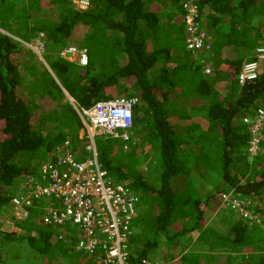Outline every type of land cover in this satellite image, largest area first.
Masks as SVG:
<instances>
[{
    "label": "trees",
    "instance_id": "obj_1",
    "mask_svg": "<svg viewBox=\"0 0 264 264\" xmlns=\"http://www.w3.org/2000/svg\"><path fill=\"white\" fill-rule=\"evenodd\" d=\"M198 6L201 26L213 36L206 52L187 46L181 0H89L87 8L72 0H0L6 31L0 30V212L11 202L9 192L43 161L39 152L54 160L66 139L73 155L81 152L84 123L66 93L81 109L137 96L127 146L145 152L132 178L140 197L136 222L146 238L143 244L131 235L130 264L144 258L158 264L151 254L156 245L176 242L180 250L189 236L191 248L225 252L210 254L208 262L187 254L176 264H264V250H256L264 246V146L250 157L251 134L242 121L264 108V59L255 56L264 41V0H199ZM27 23L43 32L39 37L51 70L15 37L13 31ZM119 34L123 38H116ZM71 45L86 49L85 65L62 56L61 49ZM252 60H258V76L240 84L239 73ZM106 61L115 65L111 72L104 69ZM25 66L29 75H23ZM138 139H145L142 147ZM112 147L105 167L116 172L113 180H126L130 166L121 169L124 157H116ZM145 159L156 163L151 185L145 182L150 171L141 168ZM207 169L229 190L202 193L197 178ZM227 192L251 199L259 219L223 204ZM38 204L18 223L23 233H0V250L5 243L26 241L44 264L84 253L74 246L76 228L43 225ZM61 234L66 241L54 240ZM82 255L87 264L98 263L97 257Z\"/></svg>",
    "mask_w": 264,
    "mask_h": 264
},
{
    "label": "built area",
    "instance_id": "obj_2",
    "mask_svg": "<svg viewBox=\"0 0 264 264\" xmlns=\"http://www.w3.org/2000/svg\"><path fill=\"white\" fill-rule=\"evenodd\" d=\"M181 2L183 21L190 32L187 46L206 52L213 36L199 21V0ZM41 43L44 45L43 41ZM78 51L71 46L61 50L62 56L66 58L68 55H76ZM79 54V63L85 65L88 61L87 52ZM255 56L258 60L264 59V41L257 47ZM68 59L73 60L71 57ZM258 60L245 62L238 76L240 84L258 76ZM137 103L136 96H120L98 101L87 109H81L76 104L75 109L82 118L86 137L90 140L87 148L93 151L94 156L80 160L73 155L70 140L66 139L59 144L55 159L43 163L39 173L27 174L16 193L11 195L14 210L12 216L18 220L30 218V208L38 201L43 225L62 224L76 228L77 251L97 257V264H130L129 241L134 231L133 223L137 217L140 197L128 182L114 181L101 168L95 136L98 133H109L121 139L124 149H128L127 145L134 134V109ZM242 121L248 125L251 134L249 155L253 158L264 146V108L257 109L252 115L243 116ZM222 199L223 204L240 214L259 219V215L252 212L251 199L232 192L224 193ZM60 239L66 241L67 238L62 234L54 237V240ZM141 264L153 262L144 258Z\"/></svg>",
    "mask_w": 264,
    "mask_h": 264
},
{
    "label": "rangeland",
    "instance_id": "obj_3",
    "mask_svg": "<svg viewBox=\"0 0 264 264\" xmlns=\"http://www.w3.org/2000/svg\"><path fill=\"white\" fill-rule=\"evenodd\" d=\"M72 1H73L74 5L82 7V8H87L89 5V4L87 5V0H72ZM2 16L3 15H1V17H0V30L3 29L2 31L6 32L4 28H1L2 27V19L1 18H3ZM19 16H21V14H19ZM23 25H24V28H22V29H18L19 26L14 27L15 29H18V30L13 31V33H15V37L25 46L26 49L29 48V55L32 59L34 58L33 59L34 61L40 60L41 62H43L45 64V66L49 70H51V68H50V66L46 60V57H45V53L47 51H46L44 45L41 43L42 42L41 38H39L42 31L37 32L35 29V26H33L31 23H27V24H23ZM116 38H123V37L121 34H119V35H117ZM110 41L113 42L114 38L113 37L110 38ZM71 47H75L76 49H78L79 53L87 52L85 48H78L77 45L76 46L71 45ZM64 48H62L61 50H63ZM78 52L76 53V55H68L67 58L71 57V59H73L72 61L79 62L80 61V59H79L80 54ZM50 53L51 52H49V54ZM61 54H62V52H61ZM35 56H36V58H35ZM24 68H26V69L23 70V72H24L23 75H29V72L27 70L28 68L26 66ZM114 68H115V65L111 61H106L104 63V69L106 70V72H111ZM120 91H121V89H118V92H120ZM86 136H87V133H86L85 129L82 128L80 130V137L82 139L81 144H80V146H82L81 152H80V150H76V151H79V153L77 155L78 159H79V157H81V158H85V160H86V159L94 156L93 151L91 149L87 148V145H88L90 140ZM132 139H133V136H132ZM144 143H145V139H138V145H140L142 147ZM129 144H130V142L128 143V145ZM95 145H96V152H97L99 164H100L101 168L105 169V170H107V169L105 167L104 161L109 158V152L107 150V147L110 146L111 150L113 151L112 145H116V149L118 152L116 154L117 155L116 157H122V158L124 157V160H121V162L119 163L121 166V169L130 170L129 174L131 175L126 180H124V179H121V180H124V181L130 183V187L132 188V190L134 192H136V190H138V184L133 183L132 172L135 173L136 172V166H140L139 164L137 165V162L145 154L144 149L132 147L133 150H132V148L126 150V149H124V142L119 138L113 137L109 133H103V134L98 133L95 136ZM36 156H37V158L43 159L41 164L38 165L34 170L35 173H39V171H41V169H40L41 165L43 163H45L48 159L44 158V155L41 152H39ZM41 159H39V160H41ZM110 161L113 164V166H116L117 163L114 159H110ZM142 162H143L142 167H141L142 170L150 171V173H148V175L146 176L145 182L151 185L155 180L154 168L156 166V163H154L148 159H145ZM123 165L124 166L128 165V166H130V168L125 167V169H124ZM107 172H108V175L111 177L114 174L116 175V172H113V174L111 172H109L108 170H107ZM156 177L158 179L160 178V176H158V175ZM115 180H118V179H115ZM197 182H198V186L200 187V191L202 193L209 191V190H213V191L214 190H221L223 188H226L227 190H229V188H230L229 186H227L225 184L224 180L219 176V174H215L209 169L204 170L203 178L202 177H199V179L197 178ZM19 186L20 185H18V187ZM15 193H16L15 191H11V192H9V195H12ZM233 194H235V193H233ZM12 214H14V210H13V205L10 202L9 204L5 205L0 212V232L5 231L6 228L8 229L9 227H13V225L15 227L16 226L18 227V223L20 222V220L17 221L16 219H14ZM40 216H41V213L38 215V217H40ZM135 222H136V218H135L134 223H133V224H135L133 235H132L133 240L138 239V240L143 241L146 237L144 235H140L141 230L138 227V222H136V223ZM139 222H141V221H139ZM21 233H23V232L20 231V234ZM188 240H189V242L193 243L194 238L192 236H189ZM21 242L24 243V247L21 250L23 253L15 251L20 256L21 261L24 264H42L44 261V258L41 256V254H39L33 248H30L27 245V242H25V241H21ZM74 246H75V244H74ZM190 249H191L190 250L191 252L188 254L190 260H193L196 258L195 254H201V256L203 258H205L204 256H207V255L209 256L210 253H208V252H210V251L216 252L218 254L221 252H223V253L225 252V251H219L220 249H218V248L211 249L209 247H205V248H201V249L199 247H197V248L193 247ZM256 250L257 251L264 250V246L259 248V250L258 249H256ZM232 255L234 256V258L236 257L235 253H232ZM208 256L205 259H208Z\"/></svg>",
    "mask_w": 264,
    "mask_h": 264
},
{
    "label": "crops",
    "instance_id": "obj_4",
    "mask_svg": "<svg viewBox=\"0 0 264 264\" xmlns=\"http://www.w3.org/2000/svg\"><path fill=\"white\" fill-rule=\"evenodd\" d=\"M20 231L24 232L23 230H21L19 228V226L15 227L13 225V227H9L8 229L6 228V230L3 232H16L17 234H20ZM142 243L145 244V240ZM182 244H183L182 248L180 250H178L176 248L177 247L176 242H173V243H171V245L168 246L167 242L162 241L160 244L156 245L155 249L152 250L151 254H152V256H155L157 258V261L160 262L158 264H176L175 263L176 260H180L181 258H183L184 256H186L187 254H189L191 252L190 251L191 250L190 248L192 246L191 242L182 243ZM27 245L30 247L29 244H27ZM23 247H24V243H22L21 241H17V240L5 243V245L2 247V250H0L2 255H3V262H1V264H24L21 261L20 256L15 252V251H17V252L23 253L21 251L23 249ZM173 248L175 249L174 251H172ZM194 248H197V247H194ZM208 253L218 254V253L213 252V251H210ZM82 254H84V253H82ZM82 254L76 255L74 257H70L69 258L70 260H68L65 263L61 262L60 264H87L86 256L82 255ZM195 255H197V257L201 256V254H195ZM207 256H204V257L207 258ZM208 259H209V256H208ZM208 259H206L207 262L209 261ZM157 261H154V262L157 263ZM42 264H44V261ZM195 264H198V262Z\"/></svg>",
    "mask_w": 264,
    "mask_h": 264
},
{
    "label": "water",
    "instance_id": "obj_5",
    "mask_svg": "<svg viewBox=\"0 0 264 264\" xmlns=\"http://www.w3.org/2000/svg\"><path fill=\"white\" fill-rule=\"evenodd\" d=\"M67 97L70 99V101L72 102V104L76 107V103L74 101L73 98L70 97V95L68 93H66Z\"/></svg>",
    "mask_w": 264,
    "mask_h": 264
}]
</instances>
